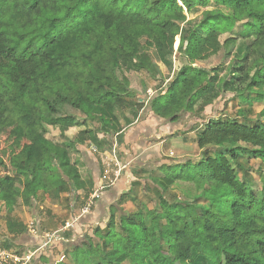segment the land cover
<instances>
[{"label":"trees","instance_id":"obj_1","mask_svg":"<svg viewBox=\"0 0 264 264\" xmlns=\"http://www.w3.org/2000/svg\"><path fill=\"white\" fill-rule=\"evenodd\" d=\"M210 4L223 11L206 12L195 24L187 20L185 13ZM234 29L251 41L237 85L264 99V0H0V203L9 236L1 248L14 251L23 245L27 227L15 212L34 210L51 193L57 198L75 191L83 204L93 202L74 223L77 239L97 227L96 242L71 243L73 264L204 259L209 264H264V198L258 199L246 183L241 163L244 158L258 161L257 170H264V109L253 125L240 110L242 121L216 117L218 102L237 90L224 88L222 76L230 66H199L236 42L230 35ZM175 55H182L185 64L149 98L147 108L170 124L188 115L181 134L197 132L199 157L166 159L157 167L161 175L143 183L137 173L123 171L112 187L97 160L104 191L94 197L95 180L82 146L94 147L96 154L114 143L123 146L125 129L139 126L133 123L146 107L140 95L147 92V82L140 75L156 81L158 64L171 72ZM48 127L57 129L60 138L49 139ZM75 127L82 130L67 138ZM168 138L166 146L172 145ZM144 142H134L127 161L134 163ZM152 149L137 162L157 161L159 150ZM138 184L145 199L154 194L156 200L151 209H141L140 201L135 212H126L123 204ZM171 191L180 196L168 197ZM108 193L116 199L105 219L81 228ZM200 201L206 203L202 214ZM37 242L32 251L42 245L41 239Z\"/></svg>","mask_w":264,"mask_h":264},{"label":"rangeland","instance_id":"obj_2","mask_svg":"<svg viewBox=\"0 0 264 264\" xmlns=\"http://www.w3.org/2000/svg\"><path fill=\"white\" fill-rule=\"evenodd\" d=\"M180 5V4H179ZM223 11L219 6L210 4L206 9L196 8L192 10L190 13H185L187 20L192 23H197L204 17L206 12L209 11ZM232 37L236 38V42L230 44L227 47H223L218 55L206 62L199 64L202 68L212 69L218 67L220 64L229 65L230 70L223 74L224 80V88H228L229 86H234L236 91H233L229 99L228 97H223L215 106L214 114L216 117L219 116L221 120L226 118H232L237 121H242V117L238 116L237 111H242L246 114V117L250 120V125H253L254 121L258 118L259 113L264 109V99H259L256 95L258 91L253 90L251 93L244 91V86H238L237 80L239 78V70L245 63V59L249 55V48L251 41L247 38L246 32L240 31L238 29H234L230 34ZM229 35H223L220 37L221 43H224L226 39H228ZM185 64V59L182 55H175L173 57V69L169 72L162 64H158V68L160 71V76L156 79V81H150L146 78L145 75H140V77L147 82V92L140 95L141 102H144L146 107L140 112V119L133 123V127L136 124L139 126H135L136 128H132L134 130H129V135H132L133 132H139L137 136L130 141L123 143V146L116 147L107 146L106 153H95L96 150L94 147L89 146L88 144H84L82 146L84 148L83 152H87L88 154H83L84 160L87 163V167L91 170V175L95 180V196H98L101 191H104L102 186V179H100V170L97 166V160H100L102 163V168L105 170L104 177H106L107 184L109 187H112L115 180L123 175V171H128V174L137 173V177L140 180L145 178H151L154 176H160V171L157 169L158 166L163 163L162 161H167L166 159H176L183 160L186 157H192L196 159L199 157V153L195 147L196 142V132H190L187 134H181L183 129H187V121L181 122L177 124H170L164 120L154 119L150 114L147 105H149V98H151L154 94L158 92V88L164 87V85L168 84L176 75L181 66ZM151 95V96H150ZM227 96V95H226ZM69 114L74 115L77 119L81 120V116L77 112H73L68 110ZM126 116H129V113L124 112ZM160 121V125L158 124ZM264 121V118H263ZM138 122V123H137ZM191 123V121L189 122ZM193 123V122H192ZM182 124V126H181ZM203 125L202 123H199ZM143 125V127H141ZM188 125V128H190ZM159 127L161 130H159ZM49 139L57 140L60 138V134L55 128H47ZM82 130V128H72L66 133V137L72 139L77 131ZM125 129V135H128ZM146 134L147 139L149 141L144 142L147 147H157L160 153V157L157 158V161L154 159L151 162L145 163L143 159L142 163L137 162L136 158L133 162L128 163L127 159L129 155H132L131 147L134 142H138L142 135ZM172 135L171 138L168 136ZM171 141L172 145L166 146V139ZM164 141L162 147L160 148V142ZM131 142V143H130ZM158 144V145H156ZM144 146V148H145ZM153 151V149H152ZM146 152V150H145ZM89 153L93 154V157L89 156ZM127 153V154H126ZM141 154L144 155V152L141 151ZM142 155L141 158H144ZM172 160V161H173ZM79 162V159H78ZM194 162H197L196 160ZM243 168L246 170V183L257 191L258 199L264 198V170H257L259 166L258 161L249 160L244 158L241 160ZM137 165V166H136ZM239 178L242 179V173L240 172ZM144 182L143 180L141 181ZM106 191V190H105ZM78 194L75 191H71L69 193L60 194L59 197H54L51 193L49 196H46L43 202H39L34 210H30L28 208H22L19 211L15 212L14 216L21 221L27 227V234L30 237H37L45 243L47 241V235H53V240L48 243L44 248L53 254V258L58 259L60 262L65 261V264H73L70 258V253L72 251V247H70V242L64 241L67 239H72L67 236V234L71 231L74 234V223L77 218L85 215L90 212V207L92 209L93 202L89 201L83 204V197L80 196L79 199L76 198ZM172 195L180 196V193L177 191H171L168 197ZM133 197H136L138 200L135 203L133 201ZM155 195L151 194L149 198H144L142 193L141 185H135L133 187L130 199L123 204V209L126 212H135L138 205V202L141 203V209H151L153 200L155 199ZM201 206V207H199ZM206 207V203L203 201L198 202V213H203V208ZM87 208V209H86ZM107 220V219H106ZM106 220L104 221L106 223ZM41 226L42 232L38 234L35 230V226ZM66 224H70L65 230L63 229ZM72 225V226H71ZM93 225V224H91ZM90 225V226H91ZM89 226V227H90ZM105 226V224H104ZM97 226H92L89 228L88 232H83V238L77 239V237H73L76 241L75 243L78 246H81L83 243H86L87 238L93 239V229ZM86 230V229H85ZM82 235V234H80ZM39 236V237H38ZM9 237L6 230V214L3 205L0 203V247L4 244L6 238ZM30 237L24 238L21 240L23 243L22 247L19 250L20 253L26 254L28 252H32L31 239ZM36 239V238H35ZM37 242V240H36ZM65 242V245H63ZM38 244V242H37ZM28 245V246H27ZM31 246V247H30ZM58 257V258H57ZM33 264V263H32ZM36 264V263H35ZM186 264H209L206 259L201 260L200 262L188 261Z\"/></svg>","mask_w":264,"mask_h":264},{"label":"crops","instance_id":"obj_3","mask_svg":"<svg viewBox=\"0 0 264 264\" xmlns=\"http://www.w3.org/2000/svg\"><path fill=\"white\" fill-rule=\"evenodd\" d=\"M153 118L155 119V117L153 116ZM158 120V119H157ZM186 121H188V115H185L184 116V118H183V120L181 121V122H186ZM166 122H168V121H166ZM181 122H179V123H181ZM158 124L160 125V121H158ZM190 124L191 123H188V125L190 126ZM161 126V125H160ZM181 126H182V124H181ZM159 130H161L162 131V129H160V127H159ZM127 133H128V135H125V137H124V139H125V142H127L128 143V141H130L133 137H136L137 136V134L140 132H136V133H132V135H129V131H126ZM196 132V131H195ZM194 132V133H195ZM196 134H197V132H196ZM134 135V136H133ZM141 140H145V141H149V139H147V137H146V134L144 133V135H142V138H140L139 139V142L141 141ZM167 140V139H166ZM163 143H165L164 141H161L160 142V148L162 147V145H163ZM116 144L114 143L113 144V146H115ZM138 146H139V144H137ZM156 145H158V144H156ZM137 146V147H138ZM152 148H157V147H151V145H150V147H145L142 151L144 152V154L145 153H147V152H149V150L150 149H152ZM145 150H146V152H145ZM104 153H106V152H104ZM103 153V154H104ZM160 154V153H159ZM140 155H142L141 154V152H140V154L138 155V156H140ZM138 156H136V157H138ZM136 157H134V158H132L131 159V161L132 160H135V158ZM128 163H130V161H127ZM114 194L113 193H108L107 195H105V196H103V198L100 200V203L98 204V205H95V207H94V210L92 211V213H91V216H90V218L88 219V224H86V225H82V227L81 228H86V227H89L91 224H92V222L93 221H99L100 219V217L102 218V219H105V217H106V211L108 210V207H109V205L112 203V201L113 200H115L116 199V197H114L113 196ZM101 201H102V203H101ZM108 205V206H107ZM80 218V217H79ZM78 218V219H79ZM36 227L38 228V229H40L41 230V226L40 225H37V222H36ZM41 232H42V230H41ZM27 237H30L28 234H26V236L24 237V238H27ZM39 237V236H38ZM75 237H77L76 236V234L74 233L70 238H72V239H67V240H64V241H68V242H70V245H71V243H73V241H74V238ZM36 238V239H35ZM30 239H31V241H33V242H31L30 244H31V246L32 247H34L36 244H37V242H36V240L38 241V238L37 237H30ZM64 244L63 245H65V242H63ZM28 246V245H27ZM30 246V247H31ZM41 247V246H40ZM39 247V248H40ZM71 247V246H70ZM38 248V249H39ZM48 250H46L44 247L41 249V250H39L38 252H37V254H36V256H35V263L36 264H65V261H62V262H60L58 259H55V258H53V254H51L50 252H47ZM58 258V257H57Z\"/></svg>","mask_w":264,"mask_h":264},{"label":"built area","instance_id":"obj_4","mask_svg":"<svg viewBox=\"0 0 264 264\" xmlns=\"http://www.w3.org/2000/svg\"><path fill=\"white\" fill-rule=\"evenodd\" d=\"M77 220L78 218L76 221ZM68 226H70V224H66V227L64 226L63 229L65 230ZM46 238L47 241H45V243L43 242L39 249L26 254L20 253L19 250L9 251L0 247V264H35V256L37 252L53 240V235H47Z\"/></svg>","mask_w":264,"mask_h":264}]
</instances>
